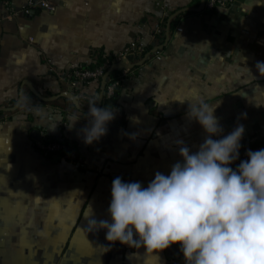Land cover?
<instances>
[{"label":"crops","instance_id":"1","mask_svg":"<svg viewBox=\"0 0 264 264\" xmlns=\"http://www.w3.org/2000/svg\"><path fill=\"white\" fill-rule=\"evenodd\" d=\"M41 1L27 14L28 0H0V264H186L179 244L150 253L109 242L107 229L89 221L112 222L116 177L146 188L157 172L183 163L181 147L198 152L209 134L189 115L205 105L215 106L223 129L213 140L238 125L240 145L264 137V76L256 69L264 62V0L214 11L207 0H46L54 11ZM11 10L19 17L7 19ZM175 16L181 20L160 57L125 81L106 134L85 143L91 121L69 72L99 53L152 46ZM30 92L44 101L32 122L19 111ZM85 92L101 95L100 83ZM33 131L68 140L78 159L46 158Z\"/></svg>","mask_w":264,"mask_h":264},{"label":"clouds","instance_id":"2","mask_svg":"<svg viewBox=\"0 0 264 264\" xmlns=\"http://www.w3.org/2000/svg\"><path fill=\"white\" fill-rule=\"evenodd\" d=\"M256 69L264 76V62ZM89 106L88 144L105 135L115 118L108 108ZM214 112L215 106L205 105L189 115L209 134L198 152L181 147L183 163L169 175L157 172L146 188L116 177L108 208L112 222L89 224L107 229L109 242L142 244L150 253L179 244L186 264H264V149L249 150L233 170L228 165L239 156L244 127L213 140L223 131Z\"/></svg>","mask_w":264,"mask_h":264},{"label":"built area","instance_id":"3","mask_svg":"<svg viewBox=\"0 0 264 264\" xmlns=\"http://www.w3.org/2000/svg\"><path fill=\"white\" fill-rule=\"evenodd\" d=\"M6 5H9L12 0H2ZM235 2V0H207L206 8L208 11H214L218 7H225L231 5ZM34 7V3L32 0H28V9L26 13L29 14L31 9ZM40 7L47 11H54L55 8L52 4L46 0H42L40 2ZM12 13L7 19L12 17H19V13L11 10ZM145 52V48L141 46L139 43H133L127 48H125L122 52L108 55L105 64L101 67H98L94 70H83L78 68L73 69L72 74L68 75V81L70 82V86L72 88V93L77 102V105L85 111H89V105L95 103V107H97L99 102L100 95H91L85 92V88L92 82L101 83L103 78L107 75L108 71H111L114 68V65H126L123 67L122 75L119 79L112 81L108 85V81L110 79L107 77L106 82L107 86L105 89V95L107 99H110L116 95V91L121 89L127 79L134 75V70L131 69V64L134 62L135 59L139 60L142 59L143 54ZM161 52H156V57H160ZM132 57L133 60H129ZM71 78H74L75 81L71 82ZM105 82V83H106ZM29 109V108H28ZM45 135L40 136V140L37 141L36 147L41 152L43 156L46 158H52L54 155H61L64 151V146L58 142L54 143H46L44 142ZM255 141H264V137L255 136L248 140V142H255ZM264 143V142H263ZM260 149H264V144L259 145L256 147H250L244 149L242 146L239 149V156L236 160H234L229 167L233 170L238 168L241 161L247 160V152L250 151H258ZM71 153L69 155H62L66 160L76 161L78 159V154L76 151L71 147ZM181 251V247H180ZM172 264H176V260L171 261Z\"/></svg>","mask_w":264,"mask_h":264},{"label":"trees","instance_id":"4","mask_svg":"<svg viewBox=\"0 0 264 264\" xmlns=\"http://www.w3.org/2000/svg\"><path fill=\"white\" fill-rule=\"evenodd\" d=\"M180 20H181L180 16H175V18L172 20L169 17L165 19V23L163 26L164 27L163 32H161L159 35H157L156 41L152 46L145 48V52L143 54L142 59H139V60L135 59L134 60V62L131 64L132 70L136 71L141 66H143L144 64H146L150 60H152L156 56V52H162L165 49V44H166V40L168 38V35H170L174 32V30L176 29ZM143 59H146L145 63L143 65H139ZM106 60H107V55H103V53H99L96 55L95 62L91 66H82L79 68L83 69V70H94L98 67L103 66L105 64ZM72 71L69 73L72 74ZM122 72H123V67H121L120 65H117V66L114 65V69L107 72L108 78L110 79V81H108V85L112 81L119 79L122 75ZM73 81H75L74 78H71V82H73ZM106 86H107V82L104 85V89H102V82L100 83V91H101V93H103V99H102V103H101L100 108L105 107V108L111 109L112 107L115 106L116 97L120 93L121 89H118L116 91V95L114 97L107 99L106 95H105ZM43 104H44V101L41 99V97L39 96L38 93L30 92V93L26 94L25 96L24 95L22 96L21 101H20L19 111L25 113L28 121L32 122L34 120V113H33L32 109L41 107V106H43ZM76 104H77V102H76ZM16 106H17V103H14L11 106V109H15ZM28 108L30 110H27ZM84 112L89 113V111L87 112L85 110H84ZM44 142H46V143L58 142L61 145H63L64 151L61 154V156L62 155H69L71 153V151H70L71 144L66 139H57V138H54V137L47 135L44 138ZM263 142L262 141H255V142L251 143V142L245 141L241 146L244 149H247L250 147H256L259 145H263L264 144Z\"/></svg>","mask_w":264,"mask_h":264},{"label":"water","instance_id":"5","mask_svg":"<svg viewBox=\"0 0 264 264\" xmlns=\"http://www.w3.org/2000/svg\"><path fill=\"white\" fill-rule=\"evenodd\" d=\"M168 39L166 40V43H167ZM129 60H133L132 57L129 58ZM146 59H143L139 65H143L145 63ZM121 67H126V65L122 64L120 65ZM114 69V68H113ZM112 69V70H113ZM108 77V74L105 76V78H103L102 80V89H104V85H105V82H106V78ZM102 99H103V93H101L100 97H99V102H98V105H97V108H100L101 106V103H102ZM18 107V106H17ZM32 137L34 138V140L36 141H39L40 140V132L38 131H33L32 132Z\"/></svg>","mask_w":264,"mask_h":264}]
</instances>
